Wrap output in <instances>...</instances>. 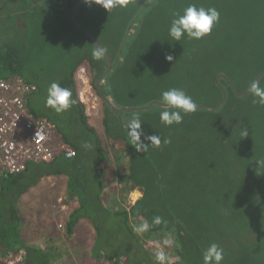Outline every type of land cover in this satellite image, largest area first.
<instances>
[{
    "label": "trees",
    "instance_id": "trees-1",
    "mask_svg": "<svg viewBox=\"0 0 264 264\" xmlns=\"http://www.w3.org/2000/svg\"><path fill=\"white\" fill-rule=\"evenodd\" d=\"M22 1L33 7L25 8L26 5L18 0H0V78L18 76L35 86V92L28 97L30 112L51 122L63 143L73 149L74 156L67 159L60 154L50 162H28L23 172L0 179V244L10 249L25 248L30 264H49L50 249L27 247L20 238L22 219L17 204L19 198L42 178L62 176L66 179L67 196L63 202H77L66 222L65 237L73 236L78 221L87 220L95 233L90 253L96 261L161 264L157 256L163 253L166 257L163 264H204L200 258L212 243H216L223 249L222 264H264V103L249 92L253 80L264 87V0H166L173 13L182 14L192 4L205 9L214 7L220 13L209 35L201 40L182 37L178 42L169 36L171 21L167 19L164 21L169 27L164 34L158 35V40L145 32L137 39L132 37L139 32L135 22L140 18L136 16L139 11L146 10L148 16L156 18L165 0H115L116 6L106 10L100 6L103 0H90L92 3L88 5L84 0L80 4L79 0H44L37 4ZM231 1L236 18H252L244 35L240 30L237 32L238 43L231 42L235 47L224 42L228 16L223 22V10L218 6ZM82 14L86 17L84 24L79 22ZM29 18L38 21L39 27L36 35L27 38L26 20ZM145 26L141 21V29ZM81 28L99 35L97 38L92 34L112 62L111 71L95 89L103 103L105 134L113 143L123 145L112 158L96 131L88 125L85 107L75 91L74 74L81 64H89L94 87L108 66L105 58H93L96 46ZM45 30L48 39L40 38L45 36ZM61 35L65 36L63 43L59 39ZM187 42L196 44H189L193 51L185 62L188 65L181 69L186 81L185 91L205 108L184 115L182 124L188 122L185 127L188 128L189 124L195 126L196 123L202 129L207 128L209 134L204 130L207 137L199 133L194 143L190 140L194 146L176 145L170 139L172 143L161 145L163 149L148 147L137 153L128 136V121L133 116L139 117L143 129L141 140L147 143V136L161 135L153 125L146 124L149 123L146 116H154L155 111H151L152 107L126 111L129 118H121L123 111L112 109L111 91L118 96L125 89L137 90L139 79L126 77L123 82V77L126 72L136 76L145 74L144 66H140L142 62L154 63L155 68L150 70L155 75V71L164 74L173 70L177 60L183 59L182 44ZM64 47L69 48L66 58L57 56L56 59L63 64L55 63L52 57L47 73L50 78L54 74L63 77L59 84L71 90L75 103L57 113L44 104L37 105L39 102L34 98L41 93L36 81L38 75H35L38 72H31L28 78L21 67L32 53L39 50L58 52ZM167 54L174 57L171 63L164 60ZM236 54L240 55L237 61L233 59ZM106 80L110 87L112 81V90L105 89ZM198 93H204L205 104L199 101ZM158 105L155 121L165 110L162 103ZM177 125H171L172 133ZM160 127L166 129L163 123ZM237 130L238 134L232 136ZM150 131L153 132L150 134ZM209 136L216 139L207 141ZM217 138L228 140L229 152L210 147L219 142ZM85 144L90 147H84ZM173 144L180 155L190 154L195 158L183 164L176 156L171 161L167 151ZM172 163L183 165L176 170L194 172L180 177L185 186L179 190L171 188L176 184L168 174ZM113 180L128 183L130 189L138 188L140 198L132 205H118L114 198L104 193ZM156 217L161 220L159 224L154 223ZM144 222L149 224L148 230L136 231ZM110 225L115 227L109 233ZM102 232L107 236L103 237ZM197 243L204 244L203 251L198 250Z\"/></svg>",
    "mask_w": 264,
    "mask_h": 264
},
{
    "label": "rangeland",
    "instance_id": "rangeland-1",
    "mask_svg": "<svg viewBox=\"0 0 264 264\" xmlns=\"http://www.w3.org/2000/svg\"><path fill=\"white\" fill-rule=\"evenodd\" d=\"M18 1L21 4L26 5L24 6L25 8L28 6V3L26 1H22V0H18ZM229 5L232 7L231 10H230ZM218 6L222 8L223 10L222 11L223 22L227 19V16H228L227 22H225V25H227L225 34L227 35L224 36V42L228 46L235 47L234 43L235 42L238 43L237 40L239 39L236 36L237 32L240 30L241 33L244 35L245 27L250 26V21L252 18L251 17L242 18V19L236 18L234 16L235 6L232 1L230 2V4H226L223 6L221 4H218ZM28 7H33V6L30 5ZM226 11H230V12H226ZM173 14L174 13L170 9L167 1L162 3L161 8L156 18L148 16L146 10L139 11V14L136 16H140V18H137L135 21L136 30H139V32L134 33V35L132 36L133 39H137L138 38L137 36L145 32L149 34L150 37L152 36L153 39L158 40V35L164 34L169 27L168 24H166L164 20L167 19L168 21H171L173 19ZM141 21L143 22V24L147 25L143 29H141ZM26 22H27L26 23V31H27L26 36L27 38H30L32 34H35V35L37 34V27H39V22L38 21L35 22L30 18L26 20ZM79 22L81 24H84L86 22V17H84L83 14L81 18L79 17ZM45 33H46L45 36H40V38L43 37L44 39L45 38L48 39V31L45 30ZM57 34L60 35L61 30ZM92 34L95 35L97 38H99V35H97V33H95L94 31H92ZM64 37L65 36H62V35L61 37H59L61 42L64 39ZM231 42H234V43L232 44ZM68 43L72 45L73 41H69ZM189 44H196V43L187 42V43L182 44V47L184 50L183 59H179L180 61L177 60L178 64H176L175 66H172L173 70L166 71L164 74L161 71L159 72L155 71L156 72V75H155L154 73L151 72V70L155 68L154 63L142 62L140 66L141 65L144 66L143 70L146 72L145 74L138 73V75L136 76V74L135 75L127 74L126 72V74H124L125 76L123 77V82L125 81L126 77L127 78L134 77L135 79H139L140 85L138 86L137 90L125 89L124 91H122V93L120 92L121 94L119 93L118 96H115L112 90V81H110L111 87H110L109 81L107 80L104 84L105 89L112 90L111 91L112 98L111 97L109 98L111 105L115 109L123 111L122 115L120 114L121 118H124V119L129 118V115L127 114L126 111L146 109V108L152 107L151 111L154 110L155 114L154 116H152V114H150L149 116H146V120L149 121V123H146V124L153 125L155 128H157L158 131L161 132V135H160L161 141H162L161 145L165 144L163 143L164 140L172 139L174 141L173 143L176 145L182 143L185 146L186 145L194 146L193 144L189 142L190 140H192V142L194 143L199 133L205 134L204 130L209 134V130L207 128L202 129L200 126H196V123H195V126H192L191 124H189L190 126H188V128H185L188 125L186 124L188 122H185L184 124L182 123L178 124L176 127L173 128L174 133H172L170 129L171 126H166V129L164 130L160 127V124H162L161 120L159 119L158 121H155L157 117V109L159 108L158 104L161 103L160 97L163 91L175 88V89L183 90L186 93L185 91L186 81H185L184 73L182 74L181 69H182V66L188 65L185 62L188 59V57L192 54V51H193V47H189L191 46ZM233 47L231 48V50L233 49ZM238 47L240 46L238 45ZM67 49L64 47V48H61V50L58 52L54 50H51V51L47 50V52L39 50L35 53H32L31 57L29 56L26 59L25 65L21 67V72L28 78H30L29 76H31V72H38V74H35V75H38V80L36 81L37 83H39L41 87V93L37 96V98H34V100H37L39 102V103L37 102L38 106L39 104L40 105L44 104V106L46 107L45 101L47 98V91L51 83H53V81H56V83H59V81H63V77H60L55 74L52 78H50L47 73V66L50 63V59L52 57H54L55 63L63 64L61 60H56V59H57V56L66 58V55L68 52ZM45 52L46 54L44 55ZM239 57L240 55L236 54V56H234L233 59L237 61ZM106 69H108V66ZM75 75H76V87L78 89L76 93H77V96L80 102L85 107V114L88 118V123L90 127L96 131V134L98 135L99 139L101 140L103 144V148H105L109 152V156L110 158H112V156L115 155L114 152H117L123 149V145L121 142L113 143V141L110 140L105 134V130L102 124L103 110H104L103 103H102V100L96 95V90L92 83L93 74L91 72L89 64L84 63L83 69L81 70L78 69L77 74ZM198 99L200 102L205 104L207 98L205 97L204 93H198ZM196 104L198 105V109H201L199 107H205V105L203 104H200V103H196ZM37 108L35 109L38 110ZM202 115L203 114H200L201 117ZM154 123L156 125H154ZM150 129L153 130L152 127H149V130ZM181 129H183L184 132ZM152 132L153 131H150V134ZM237 134H238V130L236 131V133H233L232 136L237 135ZM151 135H154V134H151ZM207 136L208 135H206L205 137ZM208 139H216V137L209 136L207 138V141ZM217 140L219 142L216 144L212 143L210 147H212V149L221 148L225 150V152H229L230 149H227L228 140L224 139L221 141L220 138L219 139L217 138ZM170 143H172V141H170ZM174 144L171 147H169L167 151L168 154L170 152L171 161L175 159V156L176 158L178 157V161L180 164H183L182 163L183 161H187V160L189 161L195 158L194 156L190 154L180 155L179 152H177L178 147H175L176 145L174 146ZM161 145L159 148L163 149V146ZM153 148L156 150L158 149V147H153ZM187 148L191 149L192 147H187ZM232 158H235V157H232ZM232 158L231 160H233ZM182 166L183 165H173L172 163L171 170L168 172V174L171 175V178L174 180V182H176V184L171 187L173 189L179 190V189L184 188L185 185H182L183 183L181 182V179H180L182 175L189 176L191 174H194V172L191 170H188L187 172L184 170H176V167H182ZM55 183H57V181H55ZM48 184H51V183H47V185ZM57 185L58 184H56L55 186ZM44 190H45V187H42V191H38L40 193L36 194V196L27 194L28 197L23 198L20 202V209H21L20 211H21V214L23 215L22 216L23 225L21 224L22 238L37 239V237L40 235L39 230L42 229L43 227L45 228L46 224L47 226H49L48 223L46 222L49 218L50 220L53 219L54 222L56 221V224L54 223V225L53 224H50V225L57 226V224L60 222L59 218L62 217L64 219L65 214L67 212L69 213V210H71L70 208L69 210L68 209L61 210L58 202H56L57 205L54 204V201L56 199L55 197L50 196L49 200H46L44 198V194H45ZM104 193H106L107 197L109 196V198H114L116 200V203H118V205H124V206L134 204V202L137 201L141 196V192L138 188L130 189V186L128 183H124V182L121 183V181H117V180H113V182L110 183V185L105 189ZM23 203H26L27 207ZM84 222H86L85 223V225L87 226L86 228L89 229L87 230V233L85 232V229L82 228V225H81L77 228L76 233L70 239L66 240V242H60V241L53 242V247H54V249H52L53 257L50 260V264H106L105 262H102V261H96L92 257V254L90 253V251H91V247L93 244V240L95 238V233L90 223L86 220H84ZM87 223H89V225ZM114 227L115 225L108 226L107 230L109 231V233L112 229H114ZM59 234L61 237L62 236L61 232H59ZM102 236L106 237L107 234L105 232H102ZM149 245L151 246L149 247L152 249V244L149 243ZM203 245L204 244L201 245L197 243L198 250L203 251L204 250ZM156 251L157 250H155L154 252ZM253 251L254 253H256V250H253ZM202 258L203 257L200 258V261H202ZM260 259L263 260L261 257ZM160 262L161 261H159V263Z\"/></svg>",
    "mask_w": 264,
    "mask_h": 264
},
{
    "label": "clouds",
    "instance_id": "clouds-1",
    "mask_svg": "<svg viewBox=\"0 0 264 264\" xmlns=\"http://www.w3.org/2000/svg\"><path fill=\"white\" fill-rule=\"evenodd\" d=\"M86 5L91 4L90 0H84ZM103 9L115 7V0H103ZM220 13L214 8L197 7L192 4L183 10V13H174L173 19L169 27V36L180 41L182 37H187L193 40H201L209 35L213 26L219 21ZM106 49L96 46L92 52L93 58L102 60L105 58ZM166 63H171L174 57L171 54L164 56ZM96 89V88H95ZM249 92L258 98L260 103H264V87L257 80H253L249 85ZM72 92L69 88L61 87L59 83L53 82L48 88L46 106L60 113L69 109L75 103L71 99ZM161 103L165 106V110L160 113V120L165 126L180 124L183 121L184 115L190 114L198 110V105L188 96L183 90L169 89L163 91L160 97ZM128 136L131 143L135 145L134 151L137 153L145 151L148 147H160L161 137L154 134L146 137L148 141L145 143L141 140L143 135L142 123L137 116H133L127 124ZM163 143H170V140H164ZM84 147H90L85 144ZM161 222L159 217L154 219V223ZM149 224L144 222L136 228V231L143 232L148 230ZM157 259L161 262L165 261L166 257L163 253H159ZM224 259L223 249L216 243H212L203 254L204 264H222Z\"/></svg>",
    "mask_w": 264,
    "mask_h": 264
},
{
    "label": "built area",
    "instance_id": "built-area-1",
    "mask_svg": "<svg viewBox=\"0 0 264 264\" xmlns=\"http://www.w3.org/2000/svg\"><path fill=\"white\" fill-rule=\"evenodd\" d=\"M35 90L34 85L18 76L0 78V175L21 173L28 162H50L60 154L67 159L74 156L55 126L30 112L28 97ZM63 200L58 204L66 210ZM59 219L57 228L63 229L66 216ZM0 264L29 263L25 251L19 250L7 254L0 251Z\"/></svg>",
    "mask_w": 264,
    "mask_h": 264
},
{
    "label": "crops",
    "instance_id": "crops-1",
    "mask_svg": "<svg viewBox=\"0 0 264 264\" xmlns=\"http://www.w3.org/2000/svg\"><path fill=\"white\" fill-rule=\"evenodd\" d=\"M85 63V62H84ZM84 63L81 64L75 74H77V71L78 69H83L84 67ZM74 74V81L76 83V75ZM9 78V77H7ZM96 88V87H94ZM77 87L75 89V91H77ZM89 125V123H88ZM90 126V125H89ZM7 175H0V179L5 177ZM55 181H57V183H55ZM47 183H51V184H48ZM56 184H58L57 186H55ZM45 185V186H44ZM42 187H45V190H44V198L46 200H49L50 196L52 197H55V201H54V204H56V202H58L60 199H63V198H67L66 196V179L65 177H62V176H49V177H44L42 178L34 187L30 188L29 190L26 191V193H24L20 198H19V201H18V213L20 214L21 216V219H22V214H21V209H20V202L23 198H27L28 195L27 194H30L32 196H36V194L40 193L38 191H42ZM0 192H1V184H0ZM35 192V193H34ZM57 194V196H56ZM31 198V197H30ZM53 200V199H52ZM26 207V203H23ZM63 204L65 205V209L69 210V208L71 210H69V213L67 212L65 214L66 216V222L68 221L69 219V215L71 214L72 210L74 208L77 207V202L75 200H68V202L65 204L63 202ZM76 204V205H75ZM50 208V207H49ZM85 219L83 220H80L76 223L75 225V230H74V233L73 235L76 233L77 231V228L79 226L82 225V228L85 229V232L87 233V230H89L88 228H86L87 226L85 225L86 222H84ZM23 221V219H22ZM20 222V232H19V235H20V238L22 239V241L24 242V244L27 246V247H31V248H38V249H50L49 250V254H51V258L53 257V251L52 249H54L53 247V242H57V241H60V242H66V240H68L67 238H64L65 237V231H64V228L61 230V229H57V226H51L50 224H53L54 223L56 224V221L54 222L53 219L50 220V218L46 221L48 223L49 226H47V224L45 225V228L43 227L42 229L39 230V233L40 235L37 237V239H34V238H22V232H21V224L23 225V222ZM87 221V220H86ZM89 225V223H87ZM66 225V224H65ZM61 232V237H60V234L59 232ZM19 250H24L25 253H26V260H27V251L25 248H19L18 250L17 249H13L11 248L10 249V246H6L5 244H0V251L4 254H7V253H14L16 251H19ZM28 262V261H27ZM29 263V262H28ZM30 264V263H29ZM50 264V262H49Z\"/></svg>",
    "mask_w": 264,
    "mask_h": 264
},
{
    "label": "water",
    "instance_id": "water-1",
    "mask_svg": "<svg viewBox=\"0 0 264 264\" xmlns=\"http://www.w3.org/2000/svg\"><path fill=\"white\" fill-rule=\"evenodd\" d=\"M30 3H32V4H37V3H40V2H42V1H44V0H28ZM82 2V0H79V4ZM79 4L77 5V8L79 7ZM77 8L75 9V12H76V10H77ZM74 14L75 13H73L72 14V16H71V18L73 19V16H74ZM74 25L76 26V27H79L76 23H74ZM83 32H84V34L90 39V41L95 45V46H100L101 48H102V46L98 43V41L96 40V38L90 33V32H88L86 29H83ZM105 60H106V62L108 63V69L104 72V75L97 81V83H96V90L98 89V86H99V84H100V82H101V80L111 71V64H112V62H111V60H110V57L108 56V54L107 53H105ZM108 102V101H107ZM199 108H205V107H199ZM112 109L114 110V111H116V112H119L120 110H118V109H115L114 107H112ZM138 110V109H137ZM132 111V110H131Z\"/></svg>",
    "mask_w": 264,
    "mask_h": 264
},
{
    "label": "flooded vegetation",
    "instance_id": "flooded-vegetation-1",
    "mask_svg": "<svg viewBox=\"0 0 264 264\" xmlns=\"http://www.w3.org/2000/svg\"><path fill=\"white\" fill-rule=\"evenodd\" d=\"M82 30L84 29V28H81ZM89 32V31H88ZM86 36V35H85ZM87 37V36H86ZM88 38V37H87Z\"/></svg>",
    "mask_w": 264,
    "mask_h": 264
},
{
    "label": "bare ground",
    "instance_id": "bare-ground-1",
    "mask_svg": "<svg viewBox=\"0 0 264 264\" xmlns=\"http://www.w3.org/2000/svg\"><path fill=\"white\" fill-rule=\"evenodd\" d=\"M131 113V112H130ZM137 194V193H136Z\"/></svg>",
    "mask_w": 264,
    "mask_h": 264
}]
</instances>
